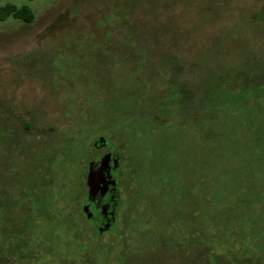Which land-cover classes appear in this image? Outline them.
<instances>
[{
  "label": "rangeland",
  "instance_id": "374dc122",
  "mask_svg": "<svg viewBox=\"0 0 264 264\" xmlns=\"http://www.w3.org/2000/svg\"><path fill=\"white\" fill-rule=\"evenodd\" d=\"M6 5L33 21L0 20V264H213L214 192L260 230L264 264V197L246 206L214 180L203 140L264 112V0ZM97 136L126 153L120 216L101 236L81 210Z\"/></svg>",
  "mask_w": 264,
  "mask_h": 264
},
{
  "label": "trees",
  "instance_id": "16d2710c",
  "mask_svg": "<svg viewBox=\"0 0 264 264\" xmlns=\"http://www.w3.org/2000/svg\"><path fill=\"white\" fill-rule=\"evenodd\" d=\"M10 16L20 18L25 22L33 21V14L28 7L17 8L14 5H6L0 8V20H5ZM250 77L253 76L250 75ZM262 105H264V99L256 109L264 111ZM243 112H245L242 118L243 129L239 128L235 131L231 127L222 128L225 126L218 122L217 125L221 126L212 128L208 133L204 131L205 136L200 129L197 128V130L198 133H202L201 136H204V141H211L209 153L212 160L220 162L211 165L212 178L214 180L227 179L230 188L237 191L236 195L244 199L247 206L254 199L264 197V193L261 192L264 189V112L247 110ZM243 182L247 183V186H239ZM218 183L224 185V181ZM242 188L248 189V192L241 191ZM219 194L218 192L213 193V202L208 204L206 212V219L209 216L211 223L208 226H211L212 263L260 264L257 258L254 259V256H251V251L255 250L252 249L255 246L253 244L262 238L260 230L256 227V231L253 230L251 220L243 219L242 215L231 219L230 214L226 213L223 208L220 210L216 201ZM247 195H252V197H246ZM205 204L203 202L202 205ZM224 232H228L226 238H221ZM252 233L255 235L254 239L251 236ZM217 243H222L220 246L224 251H215Z\"/></svg>",
  "mask_w": 264,
  "mask_h": 264
},
{
  "label": "flooded vegetation",
  "instance_id": "af4514ba",
  "mask_svg": "<svg viewBox=\"0 0 264 264\" xmlns=\"http://www.w3.org/2000/svg\"><path fill=\"white\" fill-rule=\"evenodd\" d=\"M91 154L85 164V196L81 204L89 207L91 217L86 219L94 234L101 236L113 230L119 219L122 201L121 182L126 175V153L104 136H97L91 144ZM91 171L97 192L88 198L86 180Z\"/></svg>",
  "mask_w": 264,
  "mask_h": 264
},
{
  "label": "water",
  "instance_id": "95a60500",
  "mask_svg": "<svg viewBox=\"0 0 264 264\" xmlns=\"http://www.w3.org/2000/svg\"><path fill=\"white\" fill-rule=\"evenodd\" d=\"M94 177L90 171L88 173L87 180H86V186L88 188V198H90L91 196H94L97 192V189H95V187H94V183H95ZM82 212L87 219H89L91 217V213H90L89 207L87 205L82 208Z\"/></svg>",
  "mask_w": 264,
  "mask_h": 264
}]
</instances>
